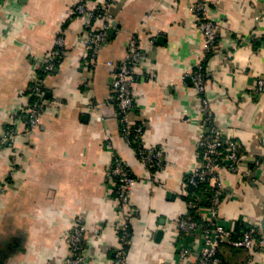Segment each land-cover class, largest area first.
<instances>
[{"label":"crops","instance_id":"crops-1","mask_svg":"<svg viewBox=\"0 0 264 264\" xmlns=\"http://www.w3.org/2000/svg\"><path fill=\"white\" fill-rule=\"evenodd\" d=\"M86 1L105 6L111 25L87 65L92 20L75 12ZM195 0H0V136L17 128L14 145L0 146V264H63L77 218L85 220L82 264H115L120 238L107 169L114 154L138 178L131 192L132 237L127 264H193L200 232H179L188 216L187 178L198 161L201 99L191 73L204 63V35ZM219 26L205 64L206 90L219 126L241 142V171L222 170L219 215L235 229L262 235L264 217V0H206ZM97 27L102 22L94 21ZM110 28H114L110 32ZM65 36L56 69L44 77L47 101L38 126L27 129L30 86L41 59ZM133 38L145 58L133 85L132 121L144 123V141L160 147L165 167L150 171L122 136L112 85L114 67ZM161 231V234H160ZM186 246L190 254L179 255ZM222 264H243L249 252L223 245ZM250 264H264V250Z\"/></svg>","mask_w":264,"mask_h":264},{"label":"built area","instance_id":"built-area-1","mask_svg":"<svg viewBox=\"0 0 264 264\" xmlns=\"http://www.w3.org/2000/svg\"><path fill=\"white\" fill-rule=\"evenodd\" d=\"M192 11L198 17L199 27L204 35L205 58L214 49L219 35V26L207 18L209 5L206 0H195L191 5ZM75 12L91 18L90 26L85 39L88 50L87 65L93 66L98 61L100 47L107 37L106 29L111 25L110 14L105 6L93 8L86 1L78 3ZM94 21L102 22V27H97ZM65 48V36L58 35L56 48L41 59V68L30 86V94L35 98L27 109V129L36 128L40 122L44 110L46 92L44 89V77L53 72L60 57L59 53ZM145 58L139 41L133 38L130 42L125 58L116 64L109 61L114 67L112 85L118 112V121L122 136L134 147L140 162L150 171L162 170L165 167L164 152L160 147L148 145L144 141V123L132 121L131 113L136 109V101L133 85L140 77L137 67ZM206 68L200 63L191 73L193 83L200 95L202 121L197 140L198 161L191 168L187 178L188 187L205 186L207 194L200 190L189 193L187 200L191 213L180 218L177 222L179 232H200L202 236V248L199 258L193 264H222L220 248L229 245L235 248H244L249 252L247 260L243 264H250L254 256L264 250V238L257 236L255 227L246 226L238 234L232 227L220 217L219 209L225 196V186L221 179L222 170L230 172L241 171V142L230 136L224 128L215 120L210 107L206 90ZM264 91V80H259L257 92ZM17 128L8 126L0 136V146L14 145ZM107 176L112 188L114 198L117 227L120 231V240L116 246L115 264H127V249L132 237L130 222L131 192L137 183V177L128 164L119 155L113 156V160L107 169ZM7 190V184L0 186V196ZM86 231L85 220L77 218L72 232L66 241L70 247V254L63 264H82L84 261V234ZM190 249L186 246L179 247V255L186 258Z\"/></svg>","mask_w":264,"mask_h":264},{"label":"trees","instance_id":"trees-1","mask_svg":"<svg viewBox=\"0 0 264 264\" xmlns=\"http://www.w3.org/2000/svg\"><path fill=\"white\" fill-rule=\"evenodd\" d=\"M213 53H214V50L208 55V56H206V58L204 59V66H205V64H207V61L209 60V58L213 55ZM35 97L34 96H31V100H33ZM195 189H197V190H200V191H202L204 194H207L208 192L206 191V188H205V186H201V187H198V188H195V187H189V193L190 192H192L193 190H195ZM188 198H189V195H188V197H186V199L188 200ZM246 226H250V227H253V226H251V225H247V224H243V223H239V225L234 229V231H236V234H238L239 232H240V230L242 229V228H244V227H246ZM257 236L258 237H260L261 236V234L259 233V230L257 229ZM232 247V246H231Z\"/></svg>","mask_w":264,"mask_h":264},{"label":"water","instance_id":"water-1","mask_svg":"<svg viewBox=\"0 0 264 264\" xmlns=\"http://www.w3.org/2000/svg\"><path fill=\"white\" fill-rule=\"evenodd\" d=\"M114 28H110V30H109V35L110 34H112L110 31L111 30H113ZM261 226H262V236H263V238H264V217H263V219H262V221H261ZM160 234H161V231H160Z\"/></svg>","mask_w":264,"mask_h":264}]
</instances>
